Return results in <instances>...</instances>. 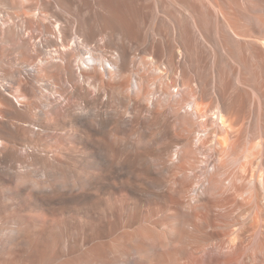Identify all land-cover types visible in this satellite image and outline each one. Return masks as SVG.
I'll return each mask as SVG.
<instances>
[{
  "label": "bare ground",
  "instance_id": "6f19581e",
  "mask_svg": "<svg viewBox=\"0 0 264 264\" xmlns=\"http://www.w3.org/2000/svg\"><path fill=\"white\" fill-rule=\"evenodd\" d=\"M0 264H264V0H0Z\"/></svg>",
  "mask_w": 264,
  "mask_h": 264
},
{
  "label": "rangeland",
  "instance_id": "374dc122",
  "mask_svg": "<svg viewBox=\"0 0 264 264\" xmlns=\"http://www.w3.org/2000/svg\"><path fill=\"white\" fill-rule=\"evenodd\" d=\"M105 66L107 67V64H105ZM4 83H6V82H4Z\"/></svg>",
  "mask_w": 264,
  "mask_h": 264
}]
</instances>
